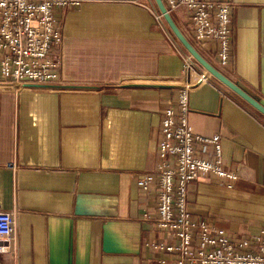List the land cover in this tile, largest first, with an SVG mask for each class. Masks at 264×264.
I'll return each instance as SVG.
<instances>
[{
	"label": "crops",
	"instance_id": "1",
	"mask_svg": "<svg viewBox=\"0 0 264 264\" xmlns=\"http://www.w3.org/2000/svg\"><path fill=\"white\" fill-rule=\"evenodd\" d=\"M235 2L224 66L215 42L195 40L183 8L171 15L206 61L264 105V0ZM154 12V0H83L60 10L61 82L0 85V211L16 219L0 264L165 257L150 246L164 234L143 218L156 215L157 188L145 191L136 178L158 162L162 112L176 102L187 52ZM188 105V123L220 135L223 163L238 175L231 187L212 176L191 182L192 217L233 241L250 239L264 230V115L213 76L190 87Z\"/></svg>",
	"mask_w": 264,
	"mask_h": 264
},
{
	"label": "built area",
	"instance_id": "2",
	"mask_svg": "<svg viewBox=\"0 0 264 264\" xmlns=\"http://www.w3.org/2000/svg\"><path fill=\"white\" fill-rule=\"evenodd\" d=\"M82 1L0 0V85L21 90L61 82L63 32L58 12L78 7ZM162 2L170 14L183 8L195 40L202 44L215 42L219 65L228 63L235 0ZM153 17L155 22H162L160 12H154ZM180 56L183 82L175 104L162 112L158 162L153 170L136 178L137 186L145 191L157 188L156 215L144 213L143 218L164 237L150 246L165 254L160 264H264V230L250 239L233 241L225 229L192 217L188 205L191 182L212 176L231 187L238 175L223 163L220 135L197 134L188 123L189 89L212 75L205 69L197 72L196 61L189 53ZM210 149L211 158L207 157ZM15 227L14 214L0 211V255L11 252L9 242Z\"/></svg>",
	"mask_w": 264,
	"mask_h": 264
},
{
	"label": "water",
	"instance_id": "3",
	"mask_svg": "<svg viewBox=\"0 0 264 264\" xmlns=\"http://www.w3.org/2000/svg\"><path fill=\"white\" fill-rule=\"evenodd\" d=\"M154 2L174 37L178 40L182 47L195 59V61L206 71H208L213 77L228 86L237 95H239L242 99H244L252 107H254L257 111L264 115V105H262L258 100L244 92L240 87H238L235 83L226 78L217 68H215L202 57V55L197 51L193 44L185 37V35L179 29L174 19L172 18V15L167 11L166 7L164 6L162 0H154Z\"/></svg>",
	"mask_w": 264,
	"mask_h": 264
},
{
	"label": "rangeland",
	"instance_id": "4",
	"mask_svg": "<svg viewBox=\"0 0 264 264\" xmlns=\"http://www.w3.org/2000/svg\"><path fill=\"white\" fill-rule=\"evenodd\" d=\"M159 12V11H158ZM162 22H164L166 24V22L164 21V19L162 18ZM167 25V24H166ZM187 52V51H186ZM188 53V52H187ZM197 63V62H196Z\"/></svg>",
	"mask_w": 264,
	"mask_h": 264
}]
</instances>
